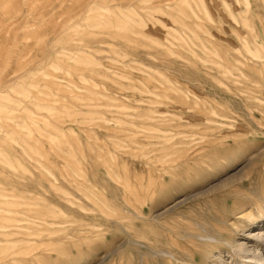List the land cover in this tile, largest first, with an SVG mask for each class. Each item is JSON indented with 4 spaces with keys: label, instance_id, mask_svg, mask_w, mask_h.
Segmentation results:
<instances>
[{
    "label": "rangeland",
    "instance_id": "rangeland-1",
    "mask_svg": "<svg viewBox=\"0 0 264 264\" xmlns=\"http://www.w3.org/2000/svg\"><path fill=\"white\" fill-rule=\"evenodd\" d=\"M201 263L264 264V0H0V264Z\"/></svg>",
    "mask_w": 264,
    "mask_h": 264
},
{
    "label": "bare ground",
    "instance_id": "bare-ground-1",
    "mask_svg": "<svg viewBox=\"0 0 264 264\" xmlns=\"http://www.w3.org/2000/svg\"><path fill=\"white\" fill-rule=\"evenodd\" d=\"M244 249H245V248H244ZM240 250H241V249H240ZM240 250H239V251H240ZM241 251H242V250H241ZM245 251H247V249H246ZM255 251H256V250H255ZM242 252H243V251H242ZM248 253H249V252H245L244 254L242 253V255L246 257V256H249ZM250 258L252 259L251 262L254 261L255 259H257L255 255H250ZM201 264H204V263H201Z\"/></svg>",
    "mask_w": 264,
    "mask_h": 264
}]
</instances>
